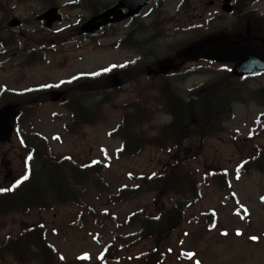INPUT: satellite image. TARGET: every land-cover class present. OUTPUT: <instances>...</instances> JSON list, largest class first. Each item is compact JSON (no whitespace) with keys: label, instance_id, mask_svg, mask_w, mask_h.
<instances>
[{"label":"rangeland","instance_id":"obj_1","mask_svg":"<svg viewBox=\"0 0 264 264\" xmlns=\"http://www.w3.org/2000/svg\"><path fill=\"white\" fill-rule=\"evenodd\" d=\"M209 1L205 0L204 10L190 20L188 17L177 16L183 8V0H165L161 7L145 9L134 28L121 24L114 32L98 34L94 39L86 40L76 34L72 37V34L73 27L86 21L90 17L89 13L83 9L69 8L70 4L79 3L80 6L83 3L80 0H57L65 21L57 25L55 32L46 38L53 40L58 31L70 30L61 33L62 43L53 48L55 52L47 55L42 66L25 69L16 66L20 62L18 60L7 62L0 59V105L5 99L10 101L28 95L38 85L56 87L60 86L59 81H63L64 87H68L90 79L112 77L127 70L141 71L146 63L155 60V56L159 60L166 58L176 47L186 46L194 39H203L218 30L232 27L234 21L231 17L222 16L219 0H213L215 8L207 6ZM2 3L9 10L2 14L0 8V22L6 24L14 17L27 22L23 33L16 35L21 40V51H24V46L39 41L42 35L40 24L34 22L29 25L28 22L49 4L37 0H0V5ZM246 12L255 13L264 24V0H248ZM153 15L174 19L168 31V36L171 32L172 36L154 45L148 41L152 36L149 30L142 36H136L135 33L139 25L147 29L153 21ZM209 20L214 21L213 28L207 25ZM222 22H225L224 27L216 28ZM28 36H31L32 42ZM124 40L127 44L123 43ZM135 41L140 42L137 47ZM233 68L232 65L189 62L174 71L167 80L174 83L176 93L184 98L227 71H233ZM154 83V80L141 76L122 84L120 93L115 95L116 90H108V84L103 79L99 89L100 95H115L112 103L115 102L119 107L127 103H138V109L146 112L145 106L149 102L145 98V89H151ZM246 85L250 90L258 89L264 85V76L252 77ZM100 95L82 91L79 98L85 96L88 100H83V105L93 107L103 99ZM66 105L42 107L34 117L14 126L21 129L28 142L31 135L39 134L44 140L41 141L48 143L40 148L41 151L46 149L52 151L54 157H68L78 166L93 164L95 168L101 169L103 182L100 181L102 184L98 187L96 176L87 181L88 185L82 189L83 195L78 205L56 207L50 213H36L30 217L15 215L1 218L0 246L6 243L8 247L0 251V264H16L13 257L18 262L40 264L30 259L34 257L31 252H27V258L11 254L8 249L22 232L29 230L32 219L41 216L54 221L53 224L60 228L57 236L50 238L48 244L63 255L65 262L62 264H145L144 259L136 257L152 253L155 249L164 256L162 264H264V174L242 173L246 169L244 163L256 156L257 149L264 150L262 108L255 103L235 104L234 117L227 124V131L205 140L196 158L188 161L182 159L183 166L195 174L200 182V195L195 206L188 212V221L156 241L154 237L145 236L141 226L128 227L124 224L136 212L142 218L155 217L153 202L156 194L146 192L144 181L150 176L160 175L163 167L169 163V154L160 151L156 144L169 118L160 113L152 117L145 132L148 135L145 138L148 147L137 156L131 154L130 149L135 143L130 135L127 136L125 146L128 152L121 155L125 139L118 135L120 132L117 133L123 114L119 108L114 109L110 103L103 104L105 121L85 127L77 135H70L66 130L69 126ZM196 145L198 142L184 147L191 146L197 150ZM13 148H16L19 174L24 170V159L29 152L21 148L17 136H14L6 145H0V156L8 152L7 159H13ZM41 151L37 149V152ZM223 169L229 172L230 188L219 190V185L208 179L210 174L220 175ZM4 177L3 173L0 178V186L3 187L7 184ZM165 206H169L167 201ZM240 207L247 210V219L239 212ZM206 213L217 216L215 228L208 227L203 218ZM78 218L85 219L84 225L77 229L70 228L68 225ZM122 246L124 248L120 249ZM190 255L191 258L187 259ZM106 258L108 261L104 262Z\"/></svg>","mask_w":264,"mask_h":264},{"label":"trees","instance_id":"obj_2","mask_svg":"<svg viewBox=\"0 0 264 264\" xmlns=\"http://www.w3.org/2000/svg\"><path fill=\"white\" fill-rule=\"evenodd\" d=\"M91 8L94 13L100 10H105L110 7V2L107 0H95ZM254 19H256L254 21ZM172 17L165 18L164 16L151 23V26H159V33L151 30V38L148 41L163 40L167 38L168 30L165 29L171 21ZM240 34L243 35L246 28V21L240 18ZM251 27L255 36L264 38V25L258 17H252ZM75 32L72 34H79L78 28L73 29ZM3 34V31H0ZM227 34V33H226ZM228 35V34H227ZM20 42V40H14ZM3 47H8L4 40H1ZM130 74V73H129ZM132 74V73H131ZM130 75L129 77H132ZM222 80L216 82L212 86H204L194 92L197 99L186 102L184 99L179 98L174 94L168 82H156L153 91L146 89L147 102H152V106L146 103L144 110H139L138 103H127L121 110L123 112L120 128L118 131L120 136L126 140L130 135L133 141L141 139L145 141L148 135L146 126L151 124L152 117L157 113L165 114L171 117V122L168 123L160 135L157 137L156 144L158 148L165 152L172 148L175 149L176 155L167 165L163 168V174L159 177L145 180L147 191H153L156 194L154 205L158 208L159 214L157 219L159 222L153 220H146L143 223V228L146 230L147 235L158 236V240L164 238L176 226L180 225L185 218V211L189 210L191 206L196 203L200 190L199 182L196 176L185 168L179 157V149L185 142L197 141L201 146L205 140L224 133V123L230 118L233 113V103L235 101L245 102L242 96L233 98L235 94H240L237 91V81L239 79L234 73H225ZM103 79H95L96 93L100 94V85ZM246 81V79H240ZM224 94V95H222ZM263 106L264 108V87L251 93L249 98ZM113 97L107 94L106 97L97 105L95 111H92L80 103L73 106L71 112L72 122L74 125H90L97 122L105 121L102 105L112 103ZM74 104V102H73ZM91 115V118L89 116ZM23 116V114H22ZM29 117L30 114H27ZM94 118V120L92 119ZM264 120V116H263ZM138 137H135V136ZM146 142V141H145ZM37 149L34 151L40 160V166L36 172V166L32 167L28 173L27 179L25 177L15 187L7 191H0V219L14 214L27 215L31 210H49L55 203H65L71 196L82 194V189L88 185L92 177H97V185L103 182L100 177L99 168H92V166H78L67 158L56 159L49 157L43 153H39ZM261 157L255 165H251L248 171L256 169L264 172V152H260ZM227 176V174L225 173ZM225 178L214 179L217 183H223ZM223 187V185H221ZM224 187H226L224 185ZM81 198V197H80ZM172 204L171 212H166L164 202ZM149 218V217H146ZM138 219L135 214L131 221ZM174 222V225L167 226V222ZM132 223H129L131 226ZM155 227L159 230L166 229L168 231L154 230L150 232L147 228ZM36 246L39 243L34 242ZM20 250H27L26 242L18 244ZM7 247L5 243L2 248ZM155 249L152 253L143 255L145 264H162L163 254L158 253Z\"/></svg>","mask_w":264,"mask_h":264},{"label":"water","instance_id":"obj_3","mask_svg":"<svg viewBox=\"0 0 264 264\" xmlns=\"http://www.w3.org/2000/svg\"><path fill=\"white\" fill-rule=\"evenodd\" d=\"M161 0H122L115 8L90 19L82 28L86 34H95L103 27L122 22L140 14L141 10L150 4ZM233 0H224L223 10L231 12L232 7L230 2ZM212 4V3H211ZM129 10L128 14H124L123 10ZM58 9H51L42 16L39 20L46 21V27L52 28V25L57 21H62V17L58 16ZM12 27L20 25V22L15 20L10 24ZM250 29L247 30V39L239 42L229 41H213L201 48L189 49L178 54L177 59L192 58L204 59L208 61H216L220 63H235L237 64V74L250 76L264 72V41L252 39L249 36ZM174 63L170 62L160 68V72L166 73L173 70ZM60 94H54L53 99L59 100ZM15 110L14 106H9L0 111V141L7 142L12 137V127L8 122V117ZM186 155L191 153V149L184 151Z\"/></svg>","mask_w":264,"mask_h":264},{"label":"flooded vegetation","instance_id":"obj_4","mask_svg":"<svg viewBox=\"0 0 264 264\" xmlns=\"http://www.w3.org/2000/svg\"><path fill=\"white\" fill-rule=\"evenodd\" d=\"M18 61H20L21 63H26L27 65L33 67V66H38V65H42V63L45 61L44 59H37V58H21V59H17ZM15 61V60H12ZM144 71V70H143ZM145 73H146V69H145ZM147 74V73H146ZM157 76V74H154L152 77ZM61 87H46V88H36L35 93H32L31 95L28 96H32L30 98L32 99H38L37 102L38 104H40L41 106H47L50 104H54L55 102H53L51 100V94L55 91H60L63 94L65 92L64 86H63V81L60 84ZM74 90L76 88H73ZM65 96V95H64ZM63 96V97H64ZM62 97V99H63ZM12 104V103H11ZM39 107V106H38ZM31 108H27V106L24 107V110L29 111ZM33 110V109H31ZM14 168V164L13 161L11 160H7V155L3 154L0 156V177L3 176V173H5V176L7 175H11L12 177L10 180L13 179L14 175H15V171L13 170ZM80 219H77L76 221H73L71 224H69L68 226H76L79 223ZM54 221H49L47 218H43V217H36L34 219H32V223H30V236H28L30 239H35L37 241H40V243H43L44 241L48 242L50 238H55L57 236V234L60 231V228L57 226H55V224H53ZM50 233V234H49ZM42 246H45V244H41ZM34 253H38L37 250L33 251ZM55 254L51 256V264H62L63 263V255L60 254L59 252L56 251V249H54ZM37 258H39V262L40 264H49V258H47L46 253L45 252H40L37 254Z\"/></svg>","mask_w":264,"mask_h":264},{"label":"snow or ice","instance_id":"obj_5","mask_svg":"<svg viewBox=\"0 0 264 264\" xmlns=\"http://www.w3.org/2000/svg\"><path fill=\"white\" fill-rule=\"evenodd\" d=\"M25 179H27V177H25ZM8 189H3V191H7Z\"/></svg>","mask_w":264,"mask_h":264}]
</instances>
